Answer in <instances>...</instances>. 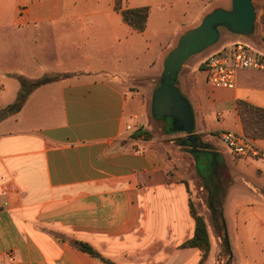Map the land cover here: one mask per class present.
Segmentation results:
<instances>
[{"label": "crops", "instance_id": "obj_1", "mask_svg": "<svg viewBox=\"0 0 264 264\" xmlns=\"http://www.w3.org/2000/svg\"><path fill=\"white\" fill-rule=\"evenodd\" d=\"M116 1L0 0V264H104L44 228L119 264H201L198 249L180 248L195 221L171 146L128 131L148 111L167 54L215 7L211 0H121L149 8L139 33ZM259 50L264 54L263 40ZM199 55L183 66L178 87L194 109L199 153L216 163L205 185L210 206L223 211L231 257L238 261L230 220L246 245L241 264H264L256 259L264 157L237 156L216 141L225 131L244 134L240 101L264 109V70H243L235 88H215L207 82L209 54ZM57 75L68 77L34 89L19 112L8 111L22 91L20 78ZM254 141L264 153V140Z\"/></svg>", "mask_w": 264, "mask_h": 264}, {"label": "water", "instance_id": "obj_2", "mask_svg": "<svg viewBox=\"0 0 264 264\" xmlns=\"http://www.w3.org/2000/svg\"><path fill=\"white\" fill-rule=\"evenodd\" d=\"M257 10L254 0H231V8L217 7L206 14L201 24L184 32L177 45L167 54L160 83L152 96V116L170 121L173 133H183L196 153L203 147L195 134V114L189 99L178 87L180 72L192 57L216 45L221 30L240 37H251L255 33Z\"/></svg>", "mask_w": 264, "mask_h": 264}, {"label": "rangeland", "instance_id": "obj_3", "mask_svg": "<svg viewBox=\"0 0 264 264\" xmlns=\"http://www.w3.org/2000/svg\"><path fill=\"white\" fill-rule=\"evenodd\" d=\"M212 6L215 8L222 7L229 9L231 8V0H211ZM262 4L263 0H254V5L257 10V21H256V29L255 33L248 38H240V36L233 35L229 33L226 30H221V38L219 42L214 45L213 47L207 49L204 51L205 56L208 53L209 56L205 59V61L213 55L212 50H214L215 47L222 45L227 42L226 49L230 50L233 48V44L237 41L244 40L248 45H250L251 51L253 55H256V53H262L259 49L262 47V39L260 36V29H261V14H262ZM214 8H212L209 12H211ZM208 12V13H209ZM204 18V17H203ZM203 18L200 20L199 17H197L193 23H195L194 27H197L201 24ZM204 57V55H203ZM201 58L200 55H196L192 57L188 62L185 63L189 64V62L196 61L197 59ZM163 68H161V72L159 74V77L155 80L154 83V89L156 86L160 83V77L163 72ZM196 76L198 77L201 84H206L205 81V74L197 70ZM154 91V90H153ZM153 96V94H152ZM152 96L148 99V111L146 113H143L139 116L138 119H136L135 122L130 123L132 129L128 132H133L137 128L141 127V125L145 126V130L150 132L152 134V138L154 140H162L164 143L169 144L171 146L172 154L176 157V172H178L179 180L182 182H186L189 185V190L191 193V201L195 205L198 212L204 216L208 227L210 240H211V253L209 256V259L203 263V264H235V257H231L230 251L224 246L223 247V239L222 238V232L217 228L214 220V215L210 206V200L208 196V192L205 188V184L203 179H201V176L199 175V171L196 167V160L199 161V163L204 162L206 158H208L207 155L199 154V151L196 153L191 152V147L186 145L185 139L186 135L183 133H171V123L169 121H163L159 120L157 118H154L152 116L151 106H152ZM17 101V100H16ZM145 101V100H144ZM221 138V137H220ZM219 144L224 145L225 149H229L225 143L222 140L216 139ZM229 151V150H228ZM199 154V155H198ZM233 154V153H232ZM210 161V160H209ZM225 173L227 171L225 168L223 169ZM209 177L211 176V171H207ZM177 175V176H178ZM230 207V206H229ZM228 215H231V209L228 212ZM231 223V233H232V248L233 252L236 253L237 256V264H241L243 262V256L242 253L245 255L247 254V249L245 248V244L238 241V235L240 233H236L232 220H230ZM236 235V236H234ZM261 243L259 244L260 250L262 251L260 255L256 258L257 260L261 259L264 260V233L261 236ZM239 246H241V250L239 249ZM245 257V256H244ZM248 258V256H247ZM109 259V258H108ZM113 261L112 259H110ZM116 264H119L115 261H113Z\"/></svg>", "mask_w": 264, "mask_h": 264}, {"label": "trees", "instance_id": "obj_4", "mask_svg": "<svg viewBox=\"0 0 264 264\" xmlns=\"http://www.w3.org/2000/svg\"><path fill=\"white\" fill-rule=\"evenodd\" d=\"M115 9L119 11L125 23H127L131 28L135 31L142 33L145 31L150 10L147 7L144 8H128L123 6V1L117 0L115 3ZM261 39L264 42V0L262 4V14H261ZM68 77V75L64 76H51L45 77L36 81H28L25 78H20V84L22 86V91L18 96L17 101L12 104L8 111L11 113H17L21 110L24 102L28 98L29 94L36 88L57 81L61 78ZM238 111L242 120L243 130L245 136L254 140H264V109L256 107L252 104L247 102L240 101L238 103ZM0 117H2L0 115ZM170 122V121H169ZM173 134V132L171 131ZM214 135H218L217 133H213ZM132 138H144L145 140L152 139V134L146 131L143 127H139L137 130L133 132L131 135ZM186 145L190 146L189 143L184 140ZM202 155H207L208 158L205 159L204 162L198 164V171L201 179H203L204 184L209 188L210 185V177L207 174L208 170L213 173V170L216 168V163H214L213 154L205 153ZM210 160V161H209ZM190 214L195 221V231L194 235L182 243L180 248H196L201 253V264L205 263L210 256L211 253V240L210 235L207 227L206 220L203 215H201L198 210L196 209L195 205L192 201H190ZM217 209V208H216ZM214 209L213 215L214 220L217 228L222 232V238L224 243L223 247L225 246L229 250V240H228V233H227V226L225 219L223 217V211L221 209ZM44 231L49 233L54 238L61 240V241H68L73 247L78 249L79 251L90 255L94 259L100 260L104 264H116L110 259L104 257L97 249H95L91 244L71 239L70 236L65 235L62 232L54 231L51 229L44 228Z\"/></svg>", "mask_w": 264, "mask_h": 264}, {"label": "built area", "instance_id": "obj_5", "mask_svg": "<svg viewBox=\"0 0 264 264\" xmlns=\"http://www.w3.org/2000/svg\"><path fill=\"white\" fill-rule=\"evenodd\" d=\"M207 82L215 88L232 89L236 87L237 76L243 70H264V54L253 55L250 45L243 39L233 44V48H226L211 55L205 62ZM131 129V127H128ZM221 140L237 156L264 157V153L257 147L254 139L244 134L225 131Z\"/></svg>", "mask_w": 264, "mask_h": 264}, {"label": "flooded vegetation", "instance_id": "obj_6", "mask_svg": "<svg viewBox=\"0 0 264 264\" xmlns=\"http://www.w3.org/2000/svg\"><path fill=\"white\" fill-rule=\"evenodd\" d=\"M199 154H200V153H199ZM199 154H198V155H199Z\"/></svg>", "mask_w": 264, "mask_h": 264}]
</instances>
